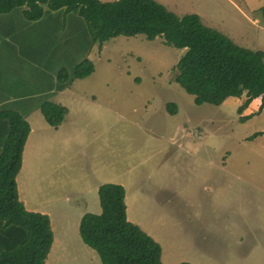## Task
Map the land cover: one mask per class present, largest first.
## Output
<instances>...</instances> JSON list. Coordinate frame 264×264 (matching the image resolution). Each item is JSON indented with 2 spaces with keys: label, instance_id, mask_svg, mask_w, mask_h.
I'll list each match as a JSON object with an SVG mask.
<instances>
[{
  "label": "rangeland",
  "instance_id": "1",
  "mask_svg": "<svg viewBox=\"0 0 264 264\" xmlns=\"http://www.w3.org/2000/svg\"><path fill=\"white\" fill-rule=\"evenodd\" d=\"M154 1L264 51V0ZM44 9L32 23L21 9L0 16V43L16 45L8 51L17 71L22 58L39 62L40 83L31 94L23 89L26 113L45 101L69 111L57 130L40 110L31 118L19 174L27 210L51 222L46 264H101L78 226L100 213L104 184L124 188L129 222L160 245L162 264H264V135H255L264 133L262 99L241 113L245 94L196 105L174 81L185 50L143 36H119L99 49L80 17ZM86 59L92 74L62 87L59 72L72 74Z\"/></svg>",
  "mask_w": 264,
  "mask_h": 264
},
{
  "label": "trees",
  "instance_id": "2",
  "mask_svg": "<svg viewBox=\"0 0 264 264\" xmlns=\"http://www.w3.org/2000/svg\"><path fill=\"white\" fill-rule=\"evenodd\" d=\"M44 7L62 16L74 13L80 17L99 49L119 36H143L148 41L159 38L167 46L185 50L175 65L174 81L193 96L196 105L218 106L245 94L239 113L258 98L264 107V51L238 46L221 32L205 26L196 14L178 16L154 0H0V16H15L21 9L27 23L37 22L45 14ZM260 11L264 14V7ZM3 36L7 38V31ZM12 47L7 41L0 43V87L10 84L29 89L33 78L34 90L40 83L41 76L34 75V64L39 69V62L14 65L19 69L16 74L9 65L8 50ZM7 70L15 72L10 75ZM93 71L92 62L86 59L75 66L72 74L61 70L57 78L66 87L86 79ZM0 98L9 100L5 95ZM168 107V112L174 114L175 106ZM39 110L53 129H58L69 113L66 107L52 101L43 102ZM0 130V264H46L53 243L49 217L27 211L18 198L16 185L29 124L19 108L0 106ZM97 191L100 213L84 215L78 232L101 264H162L160 245L127 220L124 188L104 184Z\"/></svg>",
  "mask_w": 264,
  "mask_h": 264
},
{
  "label": "crops",
  "instance_id": "3",
  "mask_svg": "<svg viewBox=\"0 0 264 264\" xmlns=\"http://www.w3.org/2000/svg\"><path fill=\"white\" fill-rule=\"evenodd\" d=\"M8 46V45H7ZM6 46V47H7ZM12 49H15V47H16V45L15 44H12ZM34 60H35V58L34 57H32V58H28L27 60H25L24 58H22L20 61H18V62H15V64L14 65H16V64H26V63H34ZM9 62V61H8ZM37 64V63H36ZM8 65V64H7ZM9 65H10V68L11 69H14L13 67H12V63L11 62H9ZM8 71V73L11 75V73L10 72H12V73H14L15 72V70H7ZM18 73V71L16 70V74ZM21 73H23L22 71H21ZM28 81V80H27ZM32 84H34V81H33V78H32V80L28 83V85H30V87H29V89H30V91H29V89H26L27 90V92H29L28 94H31L30 92L32 91L31 90V88H32ZM22 88V92H21V95H22V97H18L17 99H18V101H17V99H16V97L18 96V90L19 89H21ZM21 88H19V87H17V86H14V85H10V84H8V85H6L5 87H0V97L1 96H4L5 95V97H6V99L7 98H9V100H5L4 98L2 99V98H0V106H3V107H6V108H10V109H16V110H18V108H19V111H20V113L25 117V120L27 121V123L29 124V127H30V133H29V135H28V138H27V140H26V143H25V145H24V150H23V154L25 153V149H26V147H27V145H28V143H29V141H30V138H31V135L33 134V131H34V129L32 128L33 127V124H32V126H31V122H30V120H31V118L36 114V116H38V112H39V106H40V104L37 106H35V104L33 103V102H31L30 104L32 105V106H34L33 108H32V110L31 111H28L27 113H26V111L24 110V107H23V96H24V91H23V89H25V88H23V87H21ZM20 98H22V99H20ZM4 102V103H3ZM58 103V102H57ZM25 113H24V112ZM35 121V120H34ZM38 125H39V122L37 123ZM47 125V124H46ZM35 128V127H34ZM55 130H57V129H55ZM1 131V130H0ZM1 146H2V142H1V138H0V149H1ZM23 154H22V158H23ZM22 162H23V159H22ZM23 164V163H22ZM22 164H21V168H20V171H19V173H18V175H17V177H16V185H17V191H18V198H19V200H20V202H22L23 203V205H24V207H25V209L27 210V207H26V202L21 198V184L19 185V174L21 173V170H22ZM99 201V200H98ZM127 201H128V195L126 194V191H125V198H124V202H125V205H126V217H127V220L128 221H130V218H128V206H127ZM28 211V210H27ZM29 212H31V211H29ZM48 215V214H47ZM80 216V215H79ZM50 220V219H49ZM133 224H135V225H137L136 223H135V221H131ZM50 225H51V222H50ZM138 226V225H137Z\"/></svg>",
  "mask_w": 264,
  "mask_h": 264
},
{
  "label": "bare ground",
  "instance_id": "4",
  "mask_svg": "<svg viewBox=\"0 0 264 264\" xmlns=\"http://www.w3.org/2000/svg\"><path fill=\"white\" fill-rule=\"evenodd\" d=\"M262 106V105H261Z\"/></svg>",
  "mask_w": 264,
  "mask_h": 264
}]
</instances>
